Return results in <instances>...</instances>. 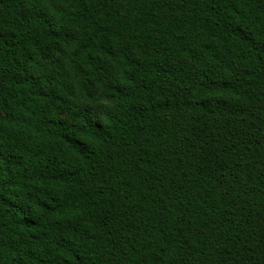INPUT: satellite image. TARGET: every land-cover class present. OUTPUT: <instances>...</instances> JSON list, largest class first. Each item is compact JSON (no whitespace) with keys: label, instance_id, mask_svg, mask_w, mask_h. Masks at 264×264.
Listing matches in <instances>:
<instances>
[{"label":"trees","instance_id":"obj_1","mask_svg":"<svg viewBox=\"0 0 264 264\" xmlns=\"http://www.w3.org/2000/svg\"><path fill=\"white\" fill-rule=\"evenodd\" d=\"M0 264H264V0H0Z\"/></svg>","mask_w":264,"mask_h":264}]
</instances>
